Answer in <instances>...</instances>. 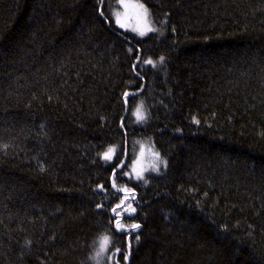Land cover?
Masks as SVG:
<instances>
[{
  "label": "trees",
  "instance_id": "1",
  "mask_svg": "<svg viewBox=\"0 0 264 264\" xmlns=\"http://www.w3.org/2000/svg\"><path fill=\"white\" fill-rule=\"evenodd\" d=\"M117 1L0 0V264H264V0Z\"/></svg>",
  "mask_w": 264,
  "mask_h": 264
},
{
  "label": "rangeland",
  "instance_id": "2",
  "mask_svg": "<svg viewBox=\"0 0 264 264\" xmlns=\"http://www.w3.org/2000/svg\"><path fill=\"white\" fill-rule=\"evenodd\" d=\"M123 3L130 5V7H127V8L123 7L122 4L120 3V0H118L115 3L113 9L111 10V16H112L115 26L119 28L120 30L133 34L134 36L139 37V38L145 37L149 33H151L149 32L146 35L141 36L139 35L138 31L134 30L138 27V24L141 23L140 21H138V14H140L142 10L139 8L131 7V5L143 4L146 9H148V7L144 3H142L140 0H123ZM117 13H119V23H117ZM148 13H149L148 22L151 24V26L154 27L149 9H148ZM120 24H123L124 27H121ZM137 145L138 146L136 149V157H135V160L133 161V165H130L129 175L136 180H141L140 176L145 178L147 173L153 174V173L162 172L165 168V165L163 163H160L158 165V169H159L158 171L154 170L152 167L153 162L156 161V156H155L156 151L154 147H152V144L150 142L143 141V143L138 142ZM113 148L114 147L110 149L113 150ZM107 151L109 152V149ZM107 151L105 153H108ZM110 155H111V159H108V160H112L115 157L114 153L113 154L110 153ZM159 156L161 160L165 161L161 157V155ZM138 173L140 175H138ZM105 253L106 252L102 254V257H104ZM99 262L103 263L104 261L99 260Z\"/></svg>",
  "mask_w": 264,
  "mask_h": 264
},
{
  "label": "snow or ice",
  "instance_id": "3",
  "mask_svg": "<svg viewBox=\"0 0 264 264\" xmlns=\"http://www.w3.org/2000/svg\"><path fill=\"white\" fill-rule=\"evenodd\" d=\"M120 3L122 4L123 7L127 8V7H130V5L128 4H124L123 3V0H120ZM131 7H134V8H139L142 10V12L140 14H138V21H140L141 23L138 24V27L134 30L138 31L139 32V35L141 36H144L146 35L147 33L149 32H155L157 31L156 28H154L153 26H151V24L148 22V16H149V13H148V9H146L144 7L143 4H136V5H131ZM117 23H119V13H117ZM121 27H124L123 24H120ZM174 31V29H173ZM131 51V50H130ZM163 57L160 58L161 62L163 61ZM146 63L148 64H153V61L151 60H148L146 61ZM143 105H141V107L137 108L136 109V112H135V115L137 116V119L140 120V121H143L146 119V115L144 114L143 112ZM193 122L196 123V124H199L200 121L197 120L195 117H193ZM3 147H7V145H4ZM113 150L112 149H109V152L108 153H105L103 158L108 160V159H111V155L110 153L112 152ZM155 156H156V161L153 162V169L154 170H159L158 169V165L160 163H163L165 166H166V161H163L160 159V156H159V153H155ZM138 175H140L138 173ZM141 179H143L142 176H140ZM120 191H127V189H120ZM127 199V197H126ZM121 205H117V208H119ZM114 213H116V209H113L112 210ZM133 211H135V209H133ZM116 215H119V213H116ZM116 224H117V228H125L124 225L120 224L119 220L116 221ZM133 230H136V229H139L140 228V225L139 224H132L130 226ZM127 230V229H125ZM136 241H139L140 237L139 236H136L135 237ZM30 243V242H29ZM108 245H109V237L108 236H104L102 238V241H101V246H100V249L96 252V256L95 257H92L93 259H96L97 257H100L102 256V254L104 252H106L108 250ZM116 251H119V249H116ZM111 258V257H110ZM123 259L126 261L128 259V254L126 253L124 256H123ZM97 264H99V260H97Z\"/></svg>",
  "mask_w": 264,
  "mask_h": 264
}]
</instances>
